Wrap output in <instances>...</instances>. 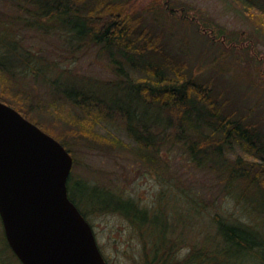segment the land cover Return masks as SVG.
Wrapping results in <instances>:
<instances>
[{
	"label": "trees",
	"instance_id": "1",
	"mask_svg": "<svg viewBox=\"0 0 264 264\" xmlns=\"http://www.w3.org/2000/svg\"><path fill=\"white\" fill-rule=\"evenodd\" d=\"M10 1L12 12L0 9V73L5 84L1 101L54 135L71 153L68 139L80 137L104 147L121 146L155 167L161 162V147L177 144L199 167L216 173L250 214L245 219L242 214L209 212L187 193L186 198L173 195L169 214L170 199L166 207L159 204L153 209L105 184L75 180L71 172L69 196L84 216L87 210H107L126 217L142 239L141 264H264V124L249 117L254 105L240 113L229 97L213 89L212 82L198 80L186 60L167 50L163 31L146 22L130 0ZM237 1L264 34V5L256 0ZM178 10L169 12L176 15ZM181 11L186 15L185 7ZM20 22L45 36L63 39L73 50L87 44L99 46L108 57L113 78L83 75L58 59L46 62L44 55L31 54L18 37L15 24ZM200 25L202 31L205 24ZM19 65L45 76L51 101L43 109L54 121L53 127L31 115L33 93L21 86L14 89L19 82L14 67ZM67 107L65 117L61 112ZM98 125L108 131L98 133ZM119 125L136 147L109 130ZM236 142L247 155H229ZM200 215L205 224L197 218ZM0 264H23L7 240L1 215Z\"/></svg>",
	"mask_w": 264,
	"mask_h": 264
},
{
	"label": "rangeland",
	"instance_id": "2",
	"mask_svg": "<svg viewBox=\"0 0 264 264\" xmlns=\"http://www.w3.org/2000/svg\"><path fill=\"white\" fill-rule=\"evenodd\" d=\"M130 1L138 13L145 15L146 22L153 23L154 29L163 31L167 50L186 60L190 71L198 80L212 82L213 89L224 94V98L229 97L233 108L240 113H247L254 105V112L249 117L264 124V34L256 29V22L246 17L243 3L237 0ZM256 1L264 5V0ZM11 6L10 0H0V9L4 12H12ZM183 7L186 15H181ZM173 8L179 9L176 15L172 14ZM155 16L159 19L154 20ZM200 23L202 26L205 24L202 31L199 30ZM16 24L19 39L36 57L44 55L46 62L58 59L62 65L73 66L83 75L99 79L113 78L108 57L101 54L99 46L87 44L73 50L70 44L57 36L48 37L36 28L23 26L21 22ZM25 69L26 67L21 66L17 69L14 67L17 72L14 77L19 81L14 89L21 90V86L29 94L33 93V96L30 95L31 115L40 116L45 125L53 127L54 121L45 115L46 111L43 109L51 101L47 99L50 92L46 82H43L45 76L40 70L37 72V69ZM4 77L7 78L5 75ZM2 79L0 73V93L5 86ZM66 109L60 112L68 117L70 107ZM96 129L102 135L108 131L102 125L96 126ZM109 130L124 143L137 146L123 126L110 127ZM66 137L68 136H62ZM68 141L74 161L76 160L72 168L75 180L105 184L121 194L134 196L142 205L153 209L159 204L166 207L167 200L170 199L169 214L173 209L175 194L176 197H194L196 201L204 203L209 212L219 210L242 214L245 219L250 215L245 204L226 190L216 173L199 167L190 160L183 147L177 144L165 143L160 149L161 162L154 167L121 146L104 147L80 137H71ZM236 153L247 155L244 147L237 142L229 155L235 157ZM87 211L88 220L94 227L98 244L109 264L142 263L141 236L126 217L107 210ZM197 218L201 224L206 223V220L202 221L201 215ZM186 250L187 247H182L181 253L184 255Z\"/></svg>",
	"mask_w": 264,
	"mask_h": 264
},
{
	"label": "water",
	"instance_id": "3",
	"mask_svg": "<svg viewBox=\"0 0 264 264\" xmlns=\"http://www.w3.org/2000/svg\"><path fill=\"white\" fill-rule=\"evenodd\" d=\"M66 146L0 100V215L23 264H109L69 196Z\"/></svg>",
	"mask_w": 264,
	"mask_h": 264
}]
</instances>
